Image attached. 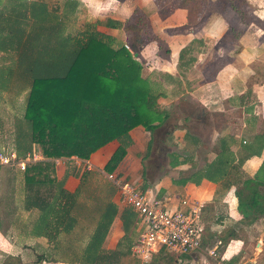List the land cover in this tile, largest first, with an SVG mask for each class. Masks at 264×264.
I'll return each instance as SVG.
<instances>
[{
  "label": "crops",
  "instance_id": "crops-1",
  "mask_svg": "<svg viewBox=\"0 0 264 264\" xmlns=\"http://www.w3.org/2000/svg\"><path fill=\"white\" fill-rule=\"evenodd\" d=\"M76 1V15H87L84 21L121 22L116 28L95 25L92 32L109 46L126 44L136 53L151 105L165 112L151 133L141 125L128 131L125 154L112 172L173 207L182 198L202 203L201 249L174 256V264H264V0H242L245 9L221 0ZM144 29L149 34L142 38ZM131 36L135 42L141 38L135 48ZM9 63L0 52V69ZM24 93L0 83V111L9 109L12 118L10 138L2 135L6 128L0 117L2 149H12L14 119L21 116ZM117 146L111 140L84 160L50 159L54 179H61L69 192L78 189L77 201L86 200L96 210L75 257L102 221L106 227L100 248L114 249L123 235L119 214L126 206L103 170ZM150 162L152 175L146 177L142 171ZM70 165L79 167L76 175L68 173ZM13 168L0 167V181L8 184L3 193L0 189V264L14 258L22 264H65L64 233L48 239L31 232L37 210L24 208L22 173ZM82 169L86 180L81 183ZM248 179L259 182L257 204L239 207L235 192L250 195L242 183ZM210 238L224 245L220 255L208 254L215 247L208 245ZM36 254L43 256L41 262H34Z\"/></svg>",
  "mask_w": 264,
  "mask_h": 264
},
{
  "label": "trees",
  "instance_id": "trees-1",
  "mask_svg": "<svg viewBox=\"0 0 264 264\" xmlns=\"http://www.w3.org/2000/svg\"><path fill=\"white\" fill-rule=\"evenodd\" d=\"M77 5L76 0H0V52L10 62L0 69V83H9L17 92L25 90L12 150L16 159H22L37 148L45 159L26 162L20 172L24 208L37 210L31 232H42L48 239L74 228L78 205V189L69 192L61 179H54V163L50 159L74 156L84 160L116 140L118 146L103 170L121 177L112 171L125 154L130 141L128 131L141 125L151 133L165 119V112L151 105L148 83L140 77V64L133 52L121 44L109 46L102 35L92 32L95 25L116 28L121 22L110 18L84 21L77 29L80 35H71L68 30L76 21ZM68 167V173L76 175L79 167ZM85 173L82 169L81 183L86 180ZM242 183L251 194L235 192L239 207L255 206V184L259 182L248 179ZM260 210L264 212V206ZM106 212L104 217L110 210ZM119 219L123 235L114 249L100 248L106 227L102 221L83 253L62 261L118 264L138 235L135 213L129 207L122 209ZM41 260L43 256L36 254L34 262ZM2 264L22 263L14 258Z\"/></svg>",
  "mask_w": 264,
  "mask_h": 264
},
{
  "label": "built area",
  "instance_id": "built-area-1",
  "mask_svg": "<svg viewBox=\"0 0 264 264\" xmlns=\"http://www.w3.org/2000/svg\"><path fill=\"white\" fill-rule=\"evenodd\" d=\"M126 49L128 46L123 45ZM42 159L39 151H32L16 159L13 150L0 149V164L23 170L26 162ZM57 163L59 158H52ZM105 177L117 188L121 202L137 218V238L130 247L131 254L145 261L161 250L174 256L190 254L201 249L204 226L200 220L202 203L188 198L179 199L175 206L137 188L133 183L107 173ZM212 257L215 249L208 250Z\"/></svg>",
  "mask_w": 264,
  "mask_h": 264
},
{
  "label": "rangeland",
  "instance_id": "rangeland-1",
  "mask_svg": "<svg viewBox=\"0 0 264 264\" xmlns=\"http://www.w3.org/2000/svg\"><path fill=\"white\" fill-rule=\"evenodd\" d=\"M226 1L231 2L232 4H234L236 6H241L243 9L247 8V7H245L242 4L243 3L242 0H223V1L221 0V4H223ZM245 11H248V10H245ZM137 15L139 16V18H141L140 14H137ZM141 15L143 16V14H141ZM85 17L87 18V15H85L83 13H81V14L79 13L76 16V21L74 23H72V25L69 27L68 31H71L72 33L73 32L75 33V31H77L78 27L84 22ZM148 34H149V31L147 29H144L143 34H142L141 37L145 38ZM131 39H132L131 41H132V44H133L132 47H134V45L136 43H138L139 42L138 40L141 39V38H139L136 42L134 41V37L133 36H131ZM131 52H133L132 49H131ZM22 103H23V101H22ZM7 111H9V109L0 111L1 120H2V122H3V124H4L5 128H6V132H3L2 135L3 134L4 135L10 134V138H11V134H12V132H11L12 131V127H11L12 118H11L9 112H7ZM22 113H23V110L21 111V114ZM19 118L20 117H18V118L16 117L14 119L15 123H16L17 119H19ZM7 130H10V132L9 131L7 132ZM2 138H4V137H2ZM5 140L8 141L7 138H5ZM5 143H8V142H5ZM0 149H2V148H0ZM34 150L38 151L37 148H35ZM149 150H150V147H149ZM42 159H44L43 156H42ZM42 159H39V160H42ZM11 167L15 168V170H13L14 173H17V171H21V170H17L15 166H11ZM152 167H153L152 162L147 163V165H145V169L146 170L143 169V171H142L143 175L146 174V177L151 176L152 172H151L150 168H152ZM7 185L8 184L6 183V181H4V180L0 181V189H1L2 193H3L4 189L6 190ZM135 186H137V185H135ZM137 188L140 189V187H138V186H137ZM41 189L44 190L43 187H41ZM110 192L111 193L113 192L112 189H111ZM77 203H78L77 210H76V212H77V221H76V224H75V228H73L75 230L72 229L70 232H68L67 234H65L63 236V241L64 242H63V246L62 247H63V252H64V254L66 256L64 258H73L74 256H76L77 250L79 249V244H77L78 241H80L81 239L85 238L88 235L89 226L93 222H95V218H96V212H95L96 210L94 211V209L90 206L88 201L84 200V201H79ZM135 221H137L136 216H135ZM213 239H214V241H216L215 238L208 239V245L212 246V247L215 246L213 248L215 249V251L219 252V255H220L221 251L224 248V245L222 243H218V242L215 245ZM129 251L130 252L128 254H124L122 256L123 257L122 259L120 258V260L118 262L119 264H174V260H173L174 259L173 258L174 255H172V254H170L168 252L162 251V250L159 252L161 254V255H159V257H153V259L150 258V259L145 260V261L137 258L136 256H133L131 254V250H129Z\"/></svg>",
  "mask_w": 264,
  "mask_h": 264
},
{
  "label": "water",
  "instance_id": "water-1",
  "mask_svg": "<svg viewBox=\"0 0 264 264\" xmlns=\"http://www.w3.org/2000/svg\"><path fill=\"white\" fill-rule=\"evenodd\" d=\"M133 57H136V53H132Z\"/></svg>",
  "mask_w": 264,
  "mask_h": 264
}]
</instances>
